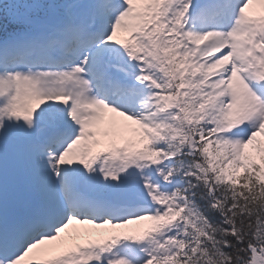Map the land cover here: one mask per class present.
<instances>
[{
	"label": "snow or ice",
	"instance_id": "snow-or-ice-1",
	"mask_svg": "<svg viewBox=\"0 0 264 264\" xmlns=\"http://www.w3.org/2000/svg\"><path fill=\"white\" fill-rule=\"evenodd\" d=\"M0 264H264V0H0Z\"/></svg>",
	"mask_w": 264,
	"mask_h": 264
},
{
	"label": "rangeland",
	"instance_id": "rangeland-1",
	"mask_svg": "<svg viewBox=\"0 0 264 264\" xmlns=\"http://www.w3.org/2000/svg\"><path fill=\"white\" fill-rule=\"evenodd\" d=\"M72 227L74 228V226H72ZM145 227H146V223L141 221L140 223H138L136 225H133V224L129 225L125 229H110V232H112V231L124 232V230H126V232H138V231H143ZM79 229L84 230V229H87V228H83L82 227V228H79ZM88 230L93 232V233H96V234L101 233L102 236H106V235L109 234L108 233V229H106V228L105 229H93V228H91V229H88Z\"/></svg>",
	"mask_w": 264,
	"mask_h": 264
}]
</instances>
